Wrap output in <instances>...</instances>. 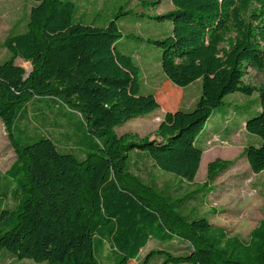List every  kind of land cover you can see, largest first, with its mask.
<instances>
[{"label":"trees","instance_id":"trees-1","mask_svg":"<svg viewBox=\"0 0 264 264\" xmlns=\"http://www.w3.org/2000/svg\"><path fill=\"white\" fill-rule=\"evenodd\" d=\"M33 1L28 30L6 40L11 57L0 64V120L16 153L4 176L18 191L14 207L0 208V257L7 251L38 264H101L98 240L114 264H130L156 240L186 243L190 252L152 250L143 264L156 256L160 264H264V220L244 241L205 217L184 215L190 195L175 199L130 171L131 154L144 153L161 171L193 183L204 153L198 138L235 93L258 94L260 112L245 127L262 143L246 147L244 156L254 174L264 171V83L245 82L249 69L264 76V0H171L173 10L152 17L172 24L168 37L154 41L166 77L181 88L202 82L194 110L167 113L155 139L116 131L161 107L143 93L140 68L117 50L118 21L129 12L120 10L100 27L78 21L74 0ZM18 59L32 65L28 78ZM37 99L78 112L98 141L94 150L81 160L59 151L50 137L22 144L16 122ZM231 165L210 163L207 183Z\"/></svg>","mask_w":264,"mask_h":264},{"label":"rangeland","instance_id":"rangeland-1","mask_svg":"<svg viewBox=\"0 0 264 264\" xmlns=\"http://www.w3.org/2000/svg\"><path fill=\"white\" fill-rule=\"evenodd\" d=\"M74 1L79 9L78 21L85 24L105 27L120 10L129 12L118 21L122 38L117 43V50L133 59L141 71L143 93L153 94L161 105L156 112L117 128L119 136L133 134L139 139H155L156 131L167 113L194 110L202 94L201 80L185 88L174 85L162 70V49L154 44V41L164 39L172 32L171 22L152 18L173 10L171 0ZM33 6V0H0V64L11 57L5 47L6 40L28 30ZM16 64L27 71L30 69V63L21 59ZM245 82L260 86L264 83V76L249 69ZM259 112L257 93L253 96L235 93L225 98V105L214 111L198 138V146L204 153L193 183L182 182L175 174L161 171L144 153L131 154L130 171L143 183L175 199L187 195L193 197L186 199L181 207V212L188 218L205 217L212 225L226 229L230 235L249 241L252 230L264 220V171L254 174L244 156L246 147L262 143L260 137L250 134L245 127L246 122ZM14 134L22 144L34 142L42 136L50 137L59 151L71 153L81 160L94 150L98 142L78 112L48 99L34 100L21 111ZM217 159L229 161L232 165L207 183L208 165ZM15 161V150L5 125L0 121V208L3 205L6 208L15 206L13 192L16 194L18 191L9 180L10 177L4 176ZM4 195L8 197L6 201ZM96 245L101 264H114L111 249L106 246L101 250L98 240ZM159 249L175 255L190 252V246L180 241L167 245L152 240L142 250L139 259L130 264H143L150 251ZM160 263L162 259L156 256L150 264ZM0 264L38 263L32 260L19 261L3 251Z\"/></svg>","mask_w":264,"mask_h":264},{"label":"water","instance_id":"water-1","mask_svg":"<svg viewBox=\"0 0 264 264\" xmlns=\"http://www.w3.org/2000/svg\"><path fill=\"white\" fill-rule=\"evenodd\" d=\"M32 65H30V69L27 71L28 73L26 74L25 78H28L30 73L32 72Z\"/></svg>","mask_w":264,"mask_h":264},{"label":"crops","instance_id":"crops-1","mask_svg":"<svg viewBox=\"0 0 264 264\" xmlns=\"http://www.w3.org/2000/svg\"><path fill=\"white\" fill-rule=\"evenodd\" d=\"M22 60V59H21ZM31 65V64H30ZM20 66V65H19ZM1 121V120H0Z\"/></svg>","mask_w":264,"mask_h":264}]
</instances>
